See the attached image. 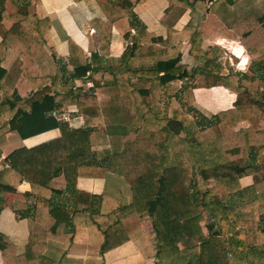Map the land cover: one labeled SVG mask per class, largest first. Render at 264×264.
<instances>
[{"label": "trees", "instance_id": "16d2710c", "mask_svg": "<svg viewBox=\"0 0 264 264\" xmlns=\"http://www.w3.org/2000/svg\"><path fill=\"white\" fill-rule=\"evenodd\" d=\"M99 1L107 20L97 19L86 24L87 29L93 27L99 35L98 50L95 52L91 47L93 54L88 58L69 39V65L74 70L63 75L58 71L55 76L43 78L38 60L45 53L52 22L49 18L41 20L31 12V6L42 1L0 0L3 34L0 82L3 84L7 77L2 67L7 50H13L22 62L20 77L14 87L8 89L6 100L0 105L1 122L4 116H10L9 123L0 128V138L11 131L19 133L23 139L56 129L61 133L57 139L17 150L8 158L9 175L19 177L18 183L24 179L29 181L33 188L31 195H37L38 200L34 207L36 228L23 255H18L15 244L0 233L4 264H57L44 256L49 249L48 241L71 244L77 225L86 218L82 224L99 229L107 236L102 251L112 248L109 232L118 227L120 220L113 218V214L104 216L93 209L97 202L109 197L75 191L85 170L95 167L99 168L97 171L124 178L130 185L133 203L122 207L121 212L140 214L152 222L158 243L156 264H264V249L251 242L257 230L243 227L238 213L224 202L228 197H238L245 201L247 208L257 209L264 222V129L258 126L259 120L264 118V95L255 89L259 76H264V60L259 71L253 65L248 74H227L214 61L206 62L202 71L221 78L225 88L237 95L234 107L219 112L211 121L194 110L195 97L187 87L188 110L177 109L171 118H166L159 113V105L177 96L171 84L191 75L187 67L181 65V47L174 46L175 31L168 29L167 39L158 42L154 34L138 26L133 8L145 0ZM174 2L172 0L171 8ZM132 27L136 29L135 34ZM257 27H262L259 33L264 34V10L250 14L233 30L241 37ZM114 28L125 40H132L133 46L115 59L111 69L94 67L98 58L109 57ZM185 29L193 30L190 24ZM258 41L261 40H257V44ZM191 45L192 55L204 53L202 36L195 30ZM260 48L264 55V45ZM141 52L144 54L139 56ZM53 56L56 58L57 54L54 52ZM148 61L153 66L136 67ZM80 80L85 84H78ZM100 80L115 86L117 95L127 98L122 128L138 135L150 132V125H158L166 134L168 145L162 148L154 142H130L125 150L99 163L93 149L106 144L104 136L95 128L101 120L95 117L96 110L80 100L93 98L95 91L93 86L88 87L89 81ZM135 80L144 86L150 85V101L144 99L142 86L134 84ZM50 81L52 85L45 86ZM50 93L61 97L52 107L46 100ZM74 104L84 115L90 116L85 127L76 128L70 121L62 122L52 115L53 112L62 114ZM193 111L201 115V120L195 121L191 116ZM244 123L249 126L243 127ZM201 129L211 132L203 142L197 138ZM161 152L165 153L162 158L159 157ZM249 176L254 183L244 188L241 180ZM210 180H214L216 186L206 189L204 183ZM4 188L9 192L15 190L10 186ZM72 189L76 197L73 210L53 205L48 199L49 194L58 196L57 193H70ZM2 209L3 204H0V215ZM42 209L48 211L47 215L39 213ZM204 211H208L213 220L206 226L208 236L202 226L206 219ZM69 226L75 228L67 232ZM258 230L264 236V227ZM128 240H122L119 245ZM262 241L264 245V238ZM182 242L187 244V249L179 248Z\"/></svg>", "mask_w": 264, "mask_h": 264}, {"label": "crops", "instance_id": "0c3cea01", "mask_svg": "<svg viewBox=\"0 0 264 264\" xmlns=\"http://www.w3.org/2000/svg\"><path fill=\"white\" fill-rule=\"evenodd\" d=\"M41 1V4L31 6V12L41 20L49 18L52 22V28L47 36L45 53L38 60L41 76L43 78L55 76L58 71H62V75L70 74L74 68L69 65V39H72L88 58H91L93 54L91 47H94L95 52L98 50L99 35L95 28L87 29L86 24L97 19L107 20L101 3L99 0ZM171 2L172 0H145L144 3L136 4L133 12L137 17L138 26L145 27L147 32L154 34L155 40L158 42L167 39L168 29L175 31L174 46L181 47V65H185L191 75L183 81L173 82L172 87L176 89L177 94L181 89L183 95L188 87L195 97L194 108L206 117L233 108L237 95L225 88L221 78L208 72L204 73L202 69L206 62L214 61L227 74L250 73L254 59L263 54L261 48L256 46V42L260 38H255V36H260L258 30L262 27L253 28L241 37L235 33L233 28L250 14L264 10V0H175L172 8ZM189 24L193 30L185 29ZM194 30L202 36L204 53L196 52L194 55L190 53ZM132 32L135 34L136 29L133 28ZM246 38L249 40L248 43ZM253 39L255 40L254 44L252 43ZM2 40L3 34L0 31V43ZM132 46L133 41L125 40L123 35L114 28L109 57L98 58L93 66L106 70L111 69L116 63L115 59H119L129 52ZM54 52L57 54L56 58L53 56ZM143 54L144 52H141L139 56ZM21 64L19 56L13 50H7L2 61V67L7 71V77L3 84L0 82V105L6 100L8 89L14 87L20 77ZM151 66L153 63L149 61L136 65L137 68ZM193 73L194 75H192ZM91 74V72L88 74L89 78ZM137 82L138 80H135L134 84ZM78 84L85 83L80 80ZM46 85L51 86L52 82L50 81ZM137 85L149 90L148 98H145L143 94L142 96L147 102L150 101V85L144 86L142 83ZM92 86L96 97H83L80 101L96 110L95 117L101 122L95 128L103 136L109 138L112 133L118 134L114 131L117 132V129L120 128V135H112V137L114 139L118 136L120 143H123L125 147L123 139L126 141L125 136L128 131L122 128V120L126 96H118L115 86L101 80L89 81L88 87ZM177 87L179 88L177 89ZM100 90L103 93L102 97H100ZM50 95L54 97L51 100L48 98ZM48 96L46 100L51 107L55 102L61 100V97H55L54 93H50ZM178 102L175 98L169 99L168 102L159 105V113L164 117L167 116L166 118H171L177 109L186 111L182 107L176 108ZM171 109L172 112H170ZM63 113L70 117L69 123L76 128L85 127L87 121L90 120V116L84 115L76 104L71 105ZM57 114L56 112L52 113L54 117ZM3 120L2 122L0 120V128L9 123L10 116H4ZM248 126V123L243 124V127ZM60 136V131L56 129L29 139H23L15 131L5 133L0 138V204H3L0 215V233L6 235L15 244L18 255H23L26 252L31 233L36 228L34 207L38 196L31 195L33 188L29 181L24 179L18 183L19 177L9 175L11 174V165L8 158L17 150L31 149ZM109 144L108 141L103 146L94 147L93 150L99 163L109 155L116 153ZM123 150L124 148L117 152ZM97 169L99 168L86 169L78 179L75 191L98 197H109V200L97 202L93 209H97L104 216L113 214V218L120 220L118 227L109 232L112 248L102 251L107 236L99 229L82 224L87 221L86 218L80 220L82 223L77 225L75 238L71 244L50 240L48 241L49 249L45 251L44 256L57 264H156L158 243L152 222L140 214L121 212L122 207H128L133 203L130 185L120 176L111 173L105 174ZM253 183L251 176L241 180L244 188L252 186ZM4 186H10L15 190L9 192ZM57 194L58 196L55 193L48 195L51 204L73 210L76 198L73 189L70 193ZM39 213L45 216L48 211L42 209ZM74 228L69 226L67 232ZM204 233L208 236L205 231ZM126 238L129 240L119 245ZM253 241L251 242L253 243ZM185 246L187 249L186 243ZM0 264H4L1 251Z\"/></svg>", "mask_w": 264, "mask_h": 264}, {"label": "rangeland", "instance_id": "374dc122", "mask_svg": "<svg viewBox=\"0 0 264 264\" xmlns=\"http://www.w3.org/2000/svg\"><path fill=\"white\" fill-rule=\"evenodd\" d=\"M258 32H261V30H258ZM260 35H261V37L259 35L258 36H255V38H257V39L260 38V40H261V41H258V44H256V46H258V47H261L262 45H264V34L261 33ZM247 39L248 38H246V41L248 43L249 40H247ZM252 43L253 44L255 43V40L254 39H253V42ZM263 60H264V55L263 54H261L260 56H258V57H256L254 59L255 69L257 71L260 70V66H261ZM137 84H138V82H137ZM138 86L141 87L140 85H138ZM145 88L146 87H141V92H142V94H143V96L145 98H148L149 97V90H147ZM178 88L179 87H177V89ZM255 89L258 92V94L264 95V76L263 77L259 76L258 81H257V83L255 85ZM181 91L182 90L179 89V93L177 94L176 97H174L177 100V102L179 100L178 104H176V108L177 107H182V108H185L186 110H188L186 95H183V93ZM99 92H100V97H102L103 96L102 90H100ZM184 96H185V98H184ZM94 97H96V96H94ZM48 98L51 100V98H54V97L50 95V96H48ZM183 99L184 100L186 99V101H184ZM194 110L197 111V109H194ZM172 111L173 110L171 109L170 112H172ZM198 112H200V111H198ZM216 115L217 114H215V115L211 114L207 118L209 120L213 121ZM191 116L195 119V121H198V119L201 120L200 117H199L201 115H199L197 112H194L193 111L191 113ZM165 117H167V116H165ZM112 123H114V122H112ZM245 126H247V125H245ZM258 126H259V128L264 129V118H262V119L259 120ZM108 127H113V126H108ZM119 129L120 128L117 129V132L114 131V133H118V134H113L111 132L112 135H120L119 134V131H120ZM150 129H151L150 132H143L142 134H138V135L135 134V133H132L131 130H127L129 134L127 133V135L125 136L126 137V141H125V139H123L124 142H125L124 144L127 145L130 142H139L141 140V141L146 142L147 144L154 142L155 144H160L162 148L166 147L168 145V140H167L166 134L163 133L160 130V127L158 125H155L154 124V125H150ZM112 135L109 138L107 136L106 137L104 136L105 143H108V141H109L110 142L109 145H111L112 150H114L115 152L120 151L123 148L125 150L126 145L124 147L123 146V143H120L119 138H117L118 136H116V138L113 139ZM210 136H211V132H210L209 129H205V130H202L201 129V131L197 135V138H198V140L200 142H203L204 140H206ZM163 156H165V153L164 152L159 155V157H161V158ZM204 186H205L206 189H212V188H215L216 182L214 180L206 181L204 183ZM224 202H225V204L227 203V205H229V208L231 210L233 209V211H236L238 213V215L240 217V224L243 227H245L247 229H258L260 227H264V222L262 221V217L259 214L258 210L257 209L254 210V209H251L249 207L247 208L245 201H243L242 199H240L238 197H231V198L228 197L226 200H224ZM204 214H205L206 219L202 223V226H203V229L206 232V234H209L206 226H207V224L212 223L213 220L211 219V216L209 215V212L208 211H204ZM260 231L261 230H257L258 233L251 240L252 241L254 240L255 241V244H257L258 246H260L261 248L264 249V245H263V241H262L263 238H264V236L260 234L261 233ZM193 243L195 244V241ZM179 248L181 250H185V248H186L185 242H182L180 244ZM197 250L199 251V249H197ZM220 255H221V257H223V254H220ZM256 264H259V263H256Z\"/></svg>", "mask_w": 264, "mask_h": 264}, {"label": "built area", "instance_id": "2783aa9c", "mask_svg": "<svg viewBox=\"0 0 264 264\" xmlns=\"http://www.w3.org/2000/svg\"><path fill=\"white\" fill-rule=\"evenodd\" d=\"M56 118L59 120V121H62V122H65V121H70V117L65 114V113H62V114H57L56 115Z\"/></svg>", "mask_w": 264, "mask_h": 264}]
</instances>
